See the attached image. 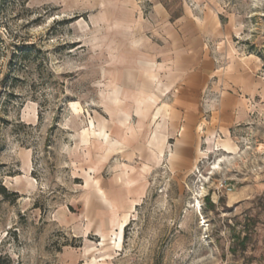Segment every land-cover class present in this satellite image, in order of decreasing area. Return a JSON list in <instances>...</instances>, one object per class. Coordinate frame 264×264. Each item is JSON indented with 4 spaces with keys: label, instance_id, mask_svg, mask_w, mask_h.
<instances>
[{
    "label": "rangeland",
    "instance_id": "1",
    "mask_svg": "<svg viewBox=\"0 0 264 264\" xmlns=\"http://www.w3.org/2000/svg\"><path fill=\"white\" fill-rule=\"evenodd\" d=\"M0 264H264V0H0Z\"/></svg>",
    "mask_w": 264,
    "mask_h": 264
},
{
    "label": "crops",
    "instance_id": "2",
    "mask_svg": "<svg viewBox=\"0 0 264 264\" xmlns=\"http://www.w3.org/2000/svg\"><path fill=\"white\" fill-rule=\"evenodd\" d=\"M168 72L161 79H216L213 76L214 70L210 65L206 63L202 64L198 54L183 56L178 62L172 63V67ZM225 104L226 106L224 108L221 106L218 116L222 122H226L228 130L231 131L234 125H239L244 117L243 110L240 109V107L242 108L244 106V103L240 99L235 100L231 98Z\"/></svg>",
    "mask_w": 264,
    "mask_h": 264
},
{
    "label": "bare ground",
    "instance_id": "3",
    "mask_svg": "<svg viewBox=\"0 0 264 264\" xmlns=\"http://www.w3.org/2000/svg\"><path fill=\"white\" fill-rule=\"evenodd\" d=\"M128 186H129V181L126 180V187H128ZM115 209L116 208H115L113 202L111 201V207L108 210L115 212ZM117 227H118V229H116L117 231L115 233V238L119 236V231L121 230V227H122V217H121V220L119 221V223L117 224Z\"/></svg>",
    "mask_w": 264,
    "mask_h": 264
}]
</instances>
